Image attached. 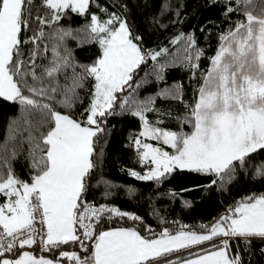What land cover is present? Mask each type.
<instances>
[{
  "label": "snow or ice",
  "instance_id": "snow-or-ice-1",
  "mask_svg": "<svg viewBox=\"0 0 264 264\" xmlns=\"http://www.w3.org/2000/svg\"><path fill=\"white\" fill-rule=\"evenodd\" d=\"M205 5L220 10V22H208L214 47L201 46L193 29L168 38L172 48H149L130 24L128 0H113L119 11L100 0H0V100L17 108L0 141V264H247L243 253L257 243L264 256V159H256L264 157V0ZM185 7L164 3L160 15L183 24ZM73 17L84 23L73 27ZM206 28L205 40L213 35ZM85 45L97 48L87 63L76 56ZM176 68L186 78L168 85ZM151 82L165 86L141 99ZM158 98L183 111L158 107ZM117 109L142 124L128 145L142 170L121 169L130 177L157 186L177 174L205 181L181 193L225 194L256 182L262 190L233 197L214 222L196 227L155 211L153 226L89 200ZM21 155L23 173L14 167ZM101 183L106 200L119 187Z\"/></svg>",
  "mask_w": 264,
  "mask_h": 264
},
{
  "label": "trees",
  "instance_id": "trees-1",
  "mask_svg": "<svg viewBox=\"0 0 264 264\" xmlns=\"http://www.w3.org/2000/svg\"><path fill=\"white\" fill-rule=\"evenodd\" d=\"M175 8L179 2H185L186 7L181 12V19L185 16L183 24H172L170 21L174 18L169 12L165 16L160 15L161 7L164 3H169ZM101 4L107 3L110 11H119L112 8L113 0H100ZM129 12L127 16L130 24L135 26V29L145 37L146 46L149 48L156 47L158 44H163L172 48L168 42L174 33L183 31L185 33L196 30L198 37H201L199 43L201 46H215V33L217 29L213 28L209 21L216 23L220 22L219 9L205 5V0H128ZM95 11V9H93ZM154 19H159L161 23L169 24L167 29L159 28L154 23ZM73 27L80 26L84 21L80 17H73L70 21ZM207 25L206 31L212 29L213 35L207 40L203 38V34L199 32L201 26ZM223 26V25H221ZM75 47V44L72 45ZM174 50V49H173ZM97 53L95 45H85L84 47L76 48L77 58L84 63L90 62ZM210 54V53H209ZM207 61L202 60V66H206ZM186 78V73L181 69L176 68L170 70L167 75V83L171 85L175 81ZM151 79V78H150ZM163 83L157 84L151 82L146 84L140 90V98L154 95L159 88L164 87ZM85 102L87 96L85 94ZM156 104L162 108H172L175 115L178 111L182 112V106L173 101H164L157 99ZM17 114V108L11 103L0 100V141L6 135V127L10 120ZM149 119H153L151 113L148 114ZM166 128H175L174 122H168L164 125ZM142 128V124L137 117H133L129 113H121L117 109V115L108 117L106 129L107 138L104 144V160L102 165L96 170L92 183V190L89 194V200H95L96 203H110L119 206L122 210L134 212L145 217L150 224L155 226L157 219L154 215L159 212L168 221L178 220L183 224L196 227L200 223L208 224L214 222V218L218 217L225 209L227 204L231 203L233 197L236 199L242 193L262 190V185L256 183H245L242 187L234 189L231 193L221 194L219 192H204L192 191L181 193L182 188L192 187L197 183H204L200 177L189 174H177L170 181L165 182L161 186H157L154 182L138 181L121 171L122 168H130L137 171L142 170V166L137 163L135 152L129 145L130 135H136ZM257 160L264 157H256ZM27 161L21 155L14 162V167L18 172L23 173L26 169ZM101 180H110L113 184L118 185L112 189L114 195L109 199L103 198L105 186ZM136 189L134 196H129L127 188ZM175 191L179 195L175 198L168 193ZM184 200L192 201V207L186 208L183 205ZM262 245L257 243L254 245V252L243 253L247 258V264H264V256L259 252Z\"/></svg>",
  "mask_w": 264,
  "mask_h": 264
}]
</instances>
